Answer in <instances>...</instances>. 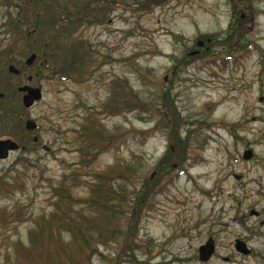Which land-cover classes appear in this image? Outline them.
Returning a JSON list of instances; mask_svg holds the SVG:
<instances>
[{
    "label": "rangeland",
    "instance_id": "rangeland-1",
    "mask_svg": "<svg viewBox=\"0 0 264 264\" xmlns=\"http://www.w3.org/2000/svg\"><path fill=\"white\" fill-rule=\"evenodd\" d=\"M74 1L0 0V71L8 75L9 65L23 70L24 82L32 76L30 86L43 94L27 111L38 130L0 161V181L19 177L20 185L12 196H0V208L20 209L25 216L0 228V264H17L13 245H25L33 219L52 210L50 186L78 168L75 138L92 119L107 134L118 128L137 139L129 134L90 171L140 156L136 190L147 205L131 224V207L139 199L132 197L124 213L128 241L122 237L101 249L94 264H264V0H103L113 7L101 9V19L74 34L83 42L79 54L87 48L94 62L83 80L44 70L43 62H52L44 58L25 68L28 42L18 39L31 30L27 18L40 2L60 3L62 10ZM236 32L241 36L229 54L226 40ZM124 82L151 113L107 112L113 84L121 92ZM19 103L21 118L25 109ZM2 122L11 126L10 118ZM5 123L0 140L20 139ZM24 125L19 122V130ZM139 133L148 134L146 142ZM249 151L252 157L245 160ZM167 156L170 164L160 168ZM145 179L152 180L149 190ZM81 181L73 193L85 197L92 178ZM209 239L216 251L204 263L199 249ZM237 239L247 242L249 256L236 251Z\"/></svg>",
    "mask_w": 264,
    "mask_h": 264
},
{
    "label": "trees",
    "instance_id": "trees-1",
    "mask_svg": "<svg viewBox=\"0 0 264 264\" xmlns=\"http://www.w3.org/2000/svg\"><path fill=\"white\" fill-rule=\"evenodd\" d=\"M95 4L100 7L103 5V8L106 5L103 0H75L70 5L62 7L68 13L69 19L65 21L68 35L73 36L85 23L91 24L94 19V10L100 12L102 9ZM239 30L241 33L244 32L242 28ZM239 36L241 35L236 32L234 37L229 36L226 40L230 46L229 54L236 51L237 45L233 42ZM76 43H73L74 48H69L66 54L40 57L38 60L44 58L52 61V64L44 61L43 69L54 74H65V77L77 82L83 80L94 62L87 48L79 54ZM124 84L126 86L121 92L117 84H113V93L110 96L112 105L106 108L107 112L110 115L112 113L117 115L119 111L138 112L144 115L146 112L142 110L145 108L151 113L149 105L142 102L139 95L129 88L127 83L124 82ZM120 87L123 88V85ZM166 108L171 110L170 106ZM129 134L132 136L129 131L120 134L118 128L107 134L101 124L93 119L87 121L86 125L80 129L75 138V151L79 154L78 168L50 186L52 210L33 219L34 225L28 231V241L25 245L22 243L13 245L15 255L13 258L17 264H94L95 256H103L100 253L101 249L116 244L122 237L124 240L129 237L131 234L129 230H124V213L128 203L132 197H139V199L136 197L137 200L131 207L134 211L130 222L134 225L140 216L137 213L141 214L146 205L143 192L138 193L136 190V184L140 180L143 169V159L133 154L128 161H119L104 171L92 172L89 169L101 154L110 149L117 150L119 144L126 143ZM138 137H144L146 142L148 134L139 133ZM19 138L16 139L18 143L26 142ZM131 139L137 138L132 136ZM169 151L172 153L171 149ZM169 160L170 156L163 158L160 168L169 165L170 163L166 164ZM83 176H90L92 182L88 185L87 196L80 197L73 192L74 189L82 186ZM18 178L4 177L0 181L2 199L15 194L14 191L17 189L15 185L20 186L19 183L15 184L19 181ZM144 182V189L149 190L147 186L152 180L145 179ZM7 209L0 208V228L25 218L20 209ZM9 252L7 248V259L11 257ZM14 259L10 260L14 262Z\"/></svg>",
    "mask_w": 264,
    "mask_h": 264
},
{
    "label": "flooded vegetation",
    "instance_id": "flooded-vegetation-1",
    "mask_svg": "<svg viewBox=\"0 0 264 264\" xmlns=\"http://www.w3.org/2000/svg\"><path fill=\"white\" fill-rule=\"evenodd\" d=\"M52 3L53 2L50 3L40 2V6H38L40 10L38 9V12L34 13L33 17L29 16L27 18L28 20L27 25H29V28H31V30L24 33L23 35L21 33V37L18 39V41L25 40L26 42H28L27 45L25 46L26 47L25 53L26 55H30L29 58L31 56L37 57L36 61L31 66L27 65L28 59L26 60L24 67L25 68L27 67V69L32 68L36 64V62H38V59L40 57H50V56H58V55L66 54L69 51V48L70 49L74 48L73 43L77 42L76 46L78 47L79 51L83 49L82 48L83 42L80 39V36L75 38V35L70 36L67 33V28L65 25V21L69 19L67 16L68 15L67 11H64V9L62 10L60 9L59 7L60 3H55V2L53 4ZM95 5L96 7H98L97 4ZM106 5H107L105 6L106 10H108V7L109 8L113 7L110 6L113 5L111 2H107ZM21 7L26 8L24 7L23 4H21ZM101 8L103 9V6ZM34 10L36 11V8H34ZM94 11H95L94 19H93L94 21L98 17H100V19L103 17L102 16L103 12H98V10H94ZM19 21L23 22L20 19ZM108 23H110V20ZM19 34L20 33H18V35ZM16 50H18V48H15L14 50H12V52L15 53ZM199 53L200 52H197V54H195V52H192V54L195 55L190 54V56L195 57L200 55ZM11 67H14L18 71V73L10 72ZM7 72L9 74L7 73L8 75H5L3 71H0V130H3V125L5 123L2 122V120L10 118L11 126L9 127L8 123H5L6 126L5 130L8 131L10 129V131H12L16 136L21 134L20 135L21 139L27 140V138H29V136L33 134V132H29L26 130V123L30 121L31 118L27 114V111L29 109H27L23 104V99L26 93L21 92L20 89L25 87L34 88L30 86V84L33 81V77L32 76L27 77V83H25L23 80V78L25 77L24 71L18 70L13 65H9ZM11 76L15 77L18 80L14 83V81H12V79L10 78ZM8 78H10L9 81ZM19 102H21L22 108L25 109V111H23L24 113L22 114L21 118H19V114H18L19 113L18 104H20ZM19 122L25 124L24 125L25 128L22 131L19 130L18 128ZM5 140H12L18 143V141L11 138ZM38 142L39 139L37 138L33 139L34 144H37ZM253 216L262 217L263 214L257 213L256 215ZM261 225L264 227V221L261 222ZM237 241H243L248 246L247 242L244 240L237 239L236 242ZM250 252L252 253L251 250Z\"/></svg>",
    "mask_w": 264,
    "mask_h": 264
},
{
    "label": "water",
    "instance_id": "water-1",
    "mask_svg": "<svg viewBox=\"0 0 264 264\" xmlns=\"http://www.w3.org/2000/svg\"><path fill=\"white\" fill-rule=\"evenodd\" d=\"M199 47L203 46V42L198 43ZM195 55V54H192ZM36 56H31L27 60V65L31 66L36 61ZM10 72L12 73H18V71L14 68H10ZM21 92L26 93L23 99V104L27 109L32 108L36 103L42 101V90L40 88H31V87H25L20 89ZM37 124L30 120L26 123V130L29 132H33L37 130ZM20 149L18 143L12 141V140H0V161L7 160L10 157L11 153H14ZM252 157V152H246L244 154V159L249 160ZM256 212H253L252 215H256ZM236 251L240 254H243L245 256L249 255L251 252L243 241H237L235 244ZM216 247L215 242L213 239H209L208 242L201 246L199 249V259L201 262H208L215 254Z\"/></svg>",
    "mask_w": 264,
    "mask_h": 264
}]
</instances>
